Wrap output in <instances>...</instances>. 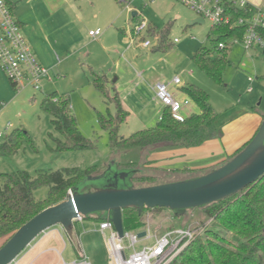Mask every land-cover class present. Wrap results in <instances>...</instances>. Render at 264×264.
Returning a JSON list of instances; mask_svg holds the SVG:
<instances>
[{"label": "rangeland", "instance_id": "1", "mask_svg": "<svg viewBox=\"0 0 264 264\" xmlns=\"http://www.w3.org/2000/svg\"><path fill=\"white\" fill-rule=\"evenodd\" d=\"M12 1L16 3L13 8L15 19L17 14L26 17L33 5V0ZM102 2L75 0L78 19L84 25L86 23L85 30L83 25L80 30L83 39L72 46H66V40L63 39L60 50L50 53L52 62L43 63L49 69V75L41 83V90L36 91L30 86L16 88L0 67V145L14 129L23 130L26 133L24 137L28 139L23 141L13 155L0 154V173L21 169L35 176L39 169L48 171L74 167H96L98 172H102L108 169L111 162L126 164L134 161L132 167L136 169V174L148 177L142 182L144 184L178 181L177 179L187 176L167 172L163 169L165 166L159 164L161 159L165 158L152 157L153 153L181 148L167 149L163 144L144 149H113L110 146L108 132L101 126L99 116L115 115V107L110 99L94 86L95 75L106 74L112 80L121 74L127 76L120 80L116 87L125 97L126 106L129 108L126 120L120 125L121 136H129L159 122L162 109L153 99L152 83H168L178 77L181 80L179 93L182 86L195 84L208 94L209 103L217 115L215 125L219 129V136L212 139H217L227 155H233L236 149L250 141L255 133L251 127L242 129L236 136L233 134L238 130L236 128L240 127L239 124L251 122L248 120L255 109L264 111V54L260 50L246 49L240 40H228V64L220 81H216L191 60L192 55L200 48L215 52L216 41L214 43L212 38L216 35L212 33L213 25L209 21L188 22L189 19H195L197 14L180 3L169 0H115L122 12L116 21L108 22L99 12L104 9ZM259 7L264 9V0H261ZM133 11L137 13L136 18L132 16ZM142 20H145L150 28L148 34L143 33L144 38L151 40L148 47L140 44V36L133 37V42L130 40L132 26ZM97 27L102 30L99 39H88L89 29ZM166 29L170 47L163 51L156 50L159 39L156 40L155 36H161ZM174 38L177 39L176 42ZM132 78L141 81L140 88L129 83L128 80ZM54 91L67 97L70 114L74 117L80 133L91 140L92 148L57 153L56 139H62V136L53 127L51 116L41 107L42 99ZM108 95L113 96L111 88ZM178 95L182 96L181 93ZM190 108L192 112L199 111V106L194 101ZM7 124L10 126L6 128ZM200 151L202 153L203 149ZM185 159L190 161L189 158ZM208 161L206 159L198 163ZM103 183V179L94 180L90 186L85 185L83 190L101 187ZM131 184L133 182L126 179L118 181L119 187ZM48 191V186H41L34 190L33 196L38 200L44 199ZM67 194L69 195V191ZM144 219L154 236L173 228L188 227L197 230V234L203 237L209 225L216 228L214 223H211L212 218H208L199 208L186 210L177 218L170 209L147 211ZM79 224L82 232L80 244L86 261L89 264H108V231H105L104 235L90 232L89 229L95 228V223L89 219ZM221 232L231 236L229 232ZM7 238L0 237V247ZM153 242L154 237L150 236L140 240L134 248H128L126 240H123V245L126 246L125 254ZM69 254L70 249H67L63 257L69 260L72 257Z\"/></svg>", "mask_w": 264, "mask_h": 264}, {"label": "trees", "instance_id": "2", "mask_svg": "<svg viewBox=\"0 0 264 264\" xmlns=\"http://www.w3.org/2000/svg\"><path fill=\"white\" fill-rule=\"evenodd\" d=\"M5 1L12 11L13 7L9 1ZM228 11L231 16L230 23L213 25L211 29L216 35L212 38L214 43L216 41L215 52L200 48L191 57L194 65L216 81H220L222 72L228 64L227 41L241 40L246 30V25L236 24L237 19L250 18L256 9L254 6L239 9L229 5ZM136 16L137 13L133 18ZM167 31L168 29L162 32L159 39L160 45L158 43L156 50L163 51L170 47L167 43ZM220 42L226 45L224 49H218ZM93 84L98 91L110 99L115 107V115L109 114L106 117L100 114L99 116V122L107 130L110 146L113 149H144L158 144H163L167 149L196 147L219 136V129L215 125L217 115L209 103L208 94L195 84L186 85L183 90L199 106L198 112H192L183 120H179L174 118L168 109H164L162 118L155 126L137 130L129 136H121L119 133L120 125L129 114L122 105L119 92L109 86V81L104 75H95ZM110 88L113 91L112 97L108 95ZM41 107L51 116L53 127L62 136V139H56L57 153L92 148L91 140L80 133L74 117L70 114L69 101L64 94L57 91L48 94L42 99ZM24 136L26 133L23 130L14 129L0 145V154L10 156L16 153L23 141H28ZM248 142L237 149L225 162L241 151ZM134 164V161L126 164L114 162L112 169L129 173L126 180L132 181L133 184L127 186L152 185V183H142L148 177L137 175L136 169L132 167ZM219 166L172 171L187 174L182 179H188L206 174ZM97 173L101 172H98L96 167L48 171L39 169L35 176L21 169L0 173V237H9L20 225L38 212L67 198L68 190L73 193L87 191L89 188L83 190V187L90 186L93 182L88 179L89 176ZM41 186H48L49 191L44 199L38 200L34 198L33 192ZM198 208L202 209L208 218H212L211 223H214L216 228L209 225L203 237L196 236L168 264H264V175L248 187ZM162 209L168 208H125L122 211L124 229L126 231L144 230L147 225L144 219L145 213ZM183 211H176V215L173 213L174 217L181 216ZM90 218L102 222L108 217L105 213H98L83 219ZM221 231L229 232L231 236L228 237Z\"/></svg>", "mask_w": 264, "mask_h": 264}, {"label": "water", "instance_id": "3", "mask_svg": "<svg viewBox=\"0 0 264 264\" xmlns=\"http://www.w3.org/2000/svg\"><path fill=\"white\" fill-rule=\"evenodd\" d=\"M136 12H132L135 16ZM202 18L190 23L203 22ZM108 169L89 176V180L103 179V186L82 193L70 194L66 199L50 205L20 225L0 247V264H12L45 230L59 225L80 252L81 244L76 221L98 213H105L119 238L124 235L122 211L125 208H168L176 215L179 210H191L218 201L256 182L264 175V114L261 124L248 144L223 165L201 176L145 186L119 187L129 173ZM146 231L138 232L139 237Z\"/></svg>", "mask_w": 264, "mask_h": 264}, {"label": "built area", "instance_id": "4", "mask_svg": "<svg viewBox=\"0 0 264 264\" xmlns=\"http://www.w3.org/2000/svg\"><path fill=\"white\" fill-rule=\"evenodd\" d=\"M180 3L195 12L200 18L209 21L212 25L228 24L231 16L228 6L239 9H247L254 6L255 13L250 18L240 17L237 25H246V30L240 40L246 49H258L264 54V9L255 6L249 0H169ZM149 24L145 21L135 23L131 28V42L133 37L140 36V44L144 47L151 45L149 38H144L148 34ZM100 28L89 30V36L96 38L100 36ZM156 40L160 35L155 36ZM177 39L174 40L176 42ZM226 45L222 42L218 44V49H224ZM0 67L12 84L22 89L27 86L36 91L41 90V83L48 77L49 69L40 62L36 53L30 47L22 31L20 23L13 17V12L5 0H0ZM251 78H249L250 80ZM181 80L175 77L172 81L157 82L154 85V94L157 102L168 109L170 114L179 120L185 117L184 110L189 108L193 102L189 97H179L178 89ZM251 87L248 88V91ZM162 118V114L159 119ZM10 124L6 125V128ZM2 133L0 132V137ZM69 194H70V190ZM77 220H82L79 216ZM100 231L105 234L108 231V249L110 251V261L108 264H168L182 249H184L199 233L195 229L179 227L170 229L159 236H153L154 242L150 245H143L142 248L131 250L125 254L126 240L128 248L134 246L142 239L149 238V230L145 236L139 237L138 231H124L122 238H119L110 220L106 219L99 224ZM79 264H88L82 262Z\"/></svg>", "mask_w": 264, "mask_h": 264}, {"label": "crops", "instance_id": "5", "mask_svg": "<svg viewBox=\"0 0 264 264\" xmlns=\"http://www.w3.org/2000/svg\"><path fill=\"white\" fill-rule=\"evenodd\" d=\"M8 1L13 8L16 7V3L14 1ZM33 1V5L29 9V12L26 17L17 14L16 20L20 23L27 42L29 43L33 51L36 53L40 62L42 64L50 63L52 62V56H50V53L56 52L57 49L60 50V47L63 43V39L66 40V46L75 45L79 40H81V38L83 39V36H81L80 34V30L82 25L83 30H85L86 23L84 25V23L80 19H78L79 15L76 12L77 9L75 8V0H40L38 3ZM102 1L104 9H100V14L103 16V18L108 19V22L116 21L122 12V9L120 8L119 4H116L115 0ZM116 1L119 2L120 0ZM249 2H251L255 6H259L261 0H249ZM92 4H94V2H92ZM199 18L200 17L197 15L195 19ZM191 20L194 19H189L188 22H190ZM89 30H92V28H90ZM87 36L90 40H96L99 37L98 36L96 38H93L89 36V34H87ZM175 39L176 38H174V40ZM104 76L109 81V86L114 87L115 89L118 86L119 81L127 77L121 74L118 75V77H116L114 80H112L111 77L107 76L106 74H104ZM128 81L132 86H135L137 88H140L141 86V81L137 78H132ZM155 84L156 83H152V90L153 99L156 100L154 94ZM183 88L184 86L180 88V93L182 94L181 98L188 97V95L184 92ZM116 90L118 91V89ZM180 93L178 92V94ZM119 95L121 98L122 105L128 110L129 108H127L126 106L127 104L124 99L125 97L120 94V92ZM158 105L161 106L163 112V106L159 103ZM190 107L185 108V112L189 109V111L184 113L185 116L192 113ZM263 114V110H260L258 108L255 109L254 113L251 114L248 120H251V122H245L242 125L239 124L240 127L236 128L238 130H235V134L233 135L236 136L242 132V129H248L249 127H251L253 129V132L256 133L261 124ZM216 140L217 139L207 140L200 146L196 147H187L153 153L152 157L158 159L159 157L165 158V160L161 159L159 164L164 165L165 167H163V169L167 170V172H173L172 170L183 168L198 169L216 167L225 162L229 158V156H231L227 155L224 152V150ZM200 149H203V152L206 150V152L201 153ZM185 158H189L190 161H186ZM206 159L207 161L209 159H211L212 161L198 163V161ZM84 220L86 219L82 218V220H77L75 224L79 240L82 234L79 228V223ZM89 220H92L95 223V228L89 229V231L94 233L99 232L102 234L99 228L100 222L97 221L95 218H90ZM144 230H149V234L154 236V234H151L152 231L148 223ZM67 249H70L69 255L72 256L69 260L63 257V253ZM82 262H87L83 251L81 250L79 252L74 246L69 236L63 230V228L59 225H56L50 227L49 229L41 233L12 264H79Z\"/></svg>", "mask_w": 264, "mask_h": 264}]
</instances>
